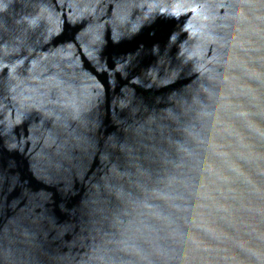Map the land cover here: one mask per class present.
Returning a JSON list of instances; mask_svg holds the SVG:
<instances>
[{
	"label": "water",
	"instance_id": "water-1",
	"mask_svg": "<svg viewBox=\"0 0 264 264\" xmlns=\"http://www.w3.org/2000/svg\"><path fill=\"white\" fill-rule=\"evenodd\" d=\"M0 264H264V0H0Z\"/></svg>",
	"mask_w": 264,
	"mask_h": 264
}]
</instances>
